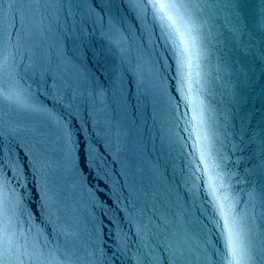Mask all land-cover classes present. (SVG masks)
Returning a JSON list of instances; mask_svg holds the SVG:
<instances>
[{"label":"water","instance_id":"95a60500","mask_svg":"<svg viewBox=\"0 0 264 264\" xmlns=\"http://www.w3.org/2000/svg\"><path fill=\"white\" fill-rule=\"evenodd\" d=\"M126 3L103 0V12L92 6L104 16L103 27L93 24L88 4L73 6L67 23L61 16L62 29L71 27L67 37L53 20L51 54L63 51L71 57L72 90L57 87L46 66L33 68L23 51L16 57L19 75L11 87L26 103L66 117L73 141L66 148L57 126L42 111L18 110L6 99L0 101L5 155L11 148L31 158L27 145L37 139L50 151L66 154L60 158L62 179L56 187L61 211L54 210L51 222L41 224L35 216L29 220L28 213L39 208L40 200L33 190L15 185L27 209L16 212L18 231L32 242L70 247L96 242L114 250L109 234L120 220L119 208L121 216L131 212L137 222L151 221L148 232L178 233L188 246V264H202L203 254L223 251L209 187L219 184L212 169L220 166L216 172L230 182L238 208L244 207L248 192L264 189V0L200 4V75H194L190 92L187 86L181 91L178 80H166L164 90L147 103L139 98L136 61L128 54L135 55L142 23L126 11ZM0 7L7 11V0H0ZM56 7L49 6L48 12ZM110 22L120 29L119 43H109ZM58 63H53V71ZM164 65V75L175 77L174 60L165 59ZM254 211L259 226L264 208L257 203ZM33 224L43 229V236L37 237ZM124 231L132 235L135 228L125 226ZM252 241L264 252L259 227ZM135 251L134 246L129 256Z\"/></svg>","mask_w":264,"mask_h":264},{"label":"snow or ice","instance_id":"6c2138e0","mask_svg":"<svg viewBox=\"0 0 264 264\" xmlns=\"http://www.w3.org/2000/svg\"><path fill=\"white\" fill-rule=\"evenodd\" d=\"M102 2L103 0H7V11L0 7V101L6 99L18 110L42 111L46 119L57 126L66 148L73 143L72 126L65 123L66 117L26 103L11 87L19 75L16 57L23 51L32 60L33 68L46 66L57 87L72 90L71 57L63 51L58 52L55 57L51 54L53 45L49 40L53 32V20L57 30L62 31L61 16H64L67 23L68 18L72 16L73 6L79 8L88 4V14L93 17V24L103 27L104 16L92 7L94 5L103 12V8L100 7ZM206 2L207 0H127L126 11L142 23L135 55L131 52L128 54L136 61L133 71L138 81V90H142L139 98L145 103L150 97L163 91L165 81L169 79L178 80L181 91L185 86L189 92L191 91L194 75H200L197 71L201 60L199 5ZM51 5L57 7L54 13L50 14L48 8ZM63 31L67 37L71 27ZM106 35L109 36V43H119V39H123L120 36V29L111 22ZM165 59L174 60L175 77L164 75ZM56 61L60 63L53 71L52 65ZM168 67L171 68V65ZM100 94L103 95L102 92ZM15 147L20 149V152L23 151L19 144ZM27 147L31 158L28 153L21 156L11 148L8 150L9 154L5 155L3 138L0 136V264H126L129 259L133 264H188V246L178 233L161 231L157 235L148 232L151 221L148 225L137 222V217L131 212L127 216H121L119 208L116 211L120 220L116 222L115 232L109 234L110 238L114 237L113 243L116 245L114 250L96 242L81 241L71 247L67 243L53 245L47 240L42 243L32 242L23 233L18 234L14 226V217L18 209L23 211L27 209H23V197L17 193L15 185H21L24 191L33 190L40 200L39 208L28 213L29 220L35 216L41 224L51 222L54 210L59 213L62 203L56 193V187L62 179L63 165L60 158L66 154L50 151L46 142L40 139ZM201 156L203 166L206 156L204 153ZM100 158L103 159V155ZM219 167L216 165L212 169L219 184L217 186V183L212 182L209 187L213 196L215 227L219 231L223 251L213 249L210 254H203L202 264H264V252H259L252 241V234L257 227L261 235H264V214L260 218V225L257 226L254 211L257 203L264 208V189H261L259 194L255 190L248 192L244 207L238 208L239 200L230 182L225 183L216 172ZM5 169L8 170L7 174ZM204 171L207 172L209 169L205 166ZM201 175L203 176V173ZM24 185H27V188ZM41 192L44 193L43 196L40 195ZM44 217L48 218L47 221ZM160 223L164 224L165 230L168 229L164 221ZM125 226L129 227V231L134 227L135 232L129 235L124 231ZM32 227L36 229L37 237L43 236V229L36 224ZM134 246L136 251L129 256ZM109 251L113 252L112 256H108Z\"/></svg>","mask_w":264,"mask_h":264}]
</instances>
